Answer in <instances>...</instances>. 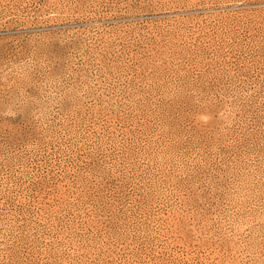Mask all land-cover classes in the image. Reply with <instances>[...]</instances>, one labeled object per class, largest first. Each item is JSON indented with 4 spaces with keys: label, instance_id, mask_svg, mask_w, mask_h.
Returning a JSON list of instances; mask_svg holds the SVG:
<instances>
[{
    "label": "rangeland",
    "instance_id": "rangeland-1",
    "mask_svg": "<svg viewBox=\"0 0 264 264\" xmlns=\"http://www.w3.org/2000/svg\"><path fill=\"white\" fill-rule=\"evenodd\" d=\"M0 264H264V0H0Z\"/></svg>",
    "mask_w": 264,
    "mask_h": 264
}]
</instances>
